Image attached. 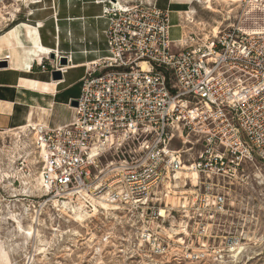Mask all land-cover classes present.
<instances>
[{
	"label": "built area",
	"instance_id": "1",
	"mask_svg": "<svg viewBox=\"0 0 264 264\" xmlns=\"http://www.w3.org/2000/svg\"><path fill=\"white\" fill-rule=\"evenodd\" d=\"M120 1L123 9L102 2L105 55L85 65L73 120L26 127L39 160L38 198L84 213L104 200L152 222L179 213L181 249L159 254L176 264L234 259L243 237L222 220L231 218V195L246 189L247 170L264 165V0L240 1L236 19L216 32L181 27L176 41L154 0ZM37 67L67 71L56 56ZM191 136L200 149L189 160ZM174 141L182 147L172 149ZM173 194L180 204H168ZM141 239L160 240L150 231Z\"/></svg>",
	"mask_w": 264,
	"mask_h": 264
},
{
	"label": "rangeland",
	"instance_id": "2",
	"mask_svg": "<svg viewBox=\"0 0 264 264\" xmlns=\"http://www.w3.org/2000/svg\"><path fill=\"white\" fill-rule=\"evenodd\" d=\"M38 1L0 0V36L6 32H11L13 29H18L21 24H25L31 29L32 38L26 32L21 31L14 45L4 47L6 50L22 49V58L26 59L29 66L36 61L40 62L42 59L50 60L49 55L53 54L51 51L56 52L54 54L56 57L57 54L59 57H73L74 53L68 52L70 48L64 47L62 41L60 42V49L56 46L55 49L50 50L43 46L40 37L41 23L36 27V24L27 22L28 20L43 22V33L54 28L55 40L58 45L59 32L64 38V30L70 26L67 22L69 14L71 18L78 17V11L87 6L85 14L89 18L81 23L86 27L89 37L94 32V34L99 35L100 41L102 40L101 33L107 27V21L101 15L102 7L94 6V2L97 0H41L40 10L37 12L41 15L34 18L32 16L35 15L33 8L37 5L32 7L30 2ZM103 1L100 0L101 3ZM239 1L241 0H216L211 4L212 10H207L206 4L192 2L188 7L194 11V15L189 22L184 21L182 15L178 16L176 12H171L170 39L172 41L179 39L181 27L193 31H209L220 24L225 25L233 22L236 19ZM97 15H99L98 17L102 16V18L94 17ZM68 21H72V19ZM76 22L79 21L72 23ZM90 43L88 41L89 45ZM40 46L44 48L39 49ZM94 46H97L94 50L81 53L88 57L84 58L77 55L75 61H94L99 53L102 56L104 45L100 43V45L94 44ZM1 54L0 49V57H2ZM14 133L18 132L0 133L1 184L6 185L2 190L5 193L2 194L4 202L0 204V244L7 253V261L0 258V264L3 262H7L6 264L177 263L174 259L159 254L156 248L159 247L163 251V248L169 247L170 253L181 249L174 242L177 237L175 232L179 229L177 225L181 219L179 213H175L173 217H167L162 221L159 219L154 222L146 216L139 217L137 220L140 224H138L136 218H131L126 207L109 203L112 208L105 209L99 206L96 212L86 211V220L81 224L69 216L67 213L69 210H62L55 203L43 205L44 199L38 198L41 192L37 195L35 192H31L33 191L32 187L36 184L35 179L39 175V160L34 148L32 134L27 129V136L19 139ZM188 139L194 144L188 154L190 160L196 155L200 147L194 143L195 137L191 136ZM180 147L182 145L178 141L173 142L172 149L176 150ZM186 147L189 148V145L187 144ZM110 161L111 157H107V160L102 159L100 168L105 171L106 165ZM247 174L246 189L231 195V205L229 206L231 218L228 221L222 220L232 228L233 237H243V250L234 259L221 260L216 264H264V165L256 164L255 168L247 170ZM26 186L30 191L24 195L23 188ZM168 204H170L169 201ZM26 210H29L28 214ZM14 216L23 229L27 230L32 227L37 231L39 237L29 238L18 234L15 229L16 223L12 221ZM35 217L38 219L37 222H34ZM240 217H242L241 223H239ZM146 231L157 235L160 240L156 244L154 242L149 244L142 242L141 237ZM188 241L190 243V240ZM239 246H243L242 243L236 248ZM249 258L252 259L249 261ZM191 263L198 264L193 260H184L181 264Z\"/></svg>",
	"mask_w": 264,
	"mask_h": 264
},
{
	"label": "crops",
	"instance_id": "3",
	"mask_svg": "<svg viewBox=\"0 0 264 264\" xmlns=\"http://www.w3.org/2000/svg\"><path fill=\"white\" fill-rule=\"evenodd\" d=\"M97 1L99 2L100 0ZM195 1L198 2V0H154V3L158 10L168 14L170 22L171 12H176L178 16H183L190 12L191 9L188 6ZM41 3V0L35 2L34 5L30 2L33 5L32 7L37 5L33 8L35 15L33 14L32 16L34 18H38L41 15L37 13L40 10L39 4ZM99 6L102 7L101 15H103V7L105 5ZM184 7L186 10H183ZM86 8L87 6L78 11V17L71 18L69 14L67 22L70 26L64 30V38L59 32L58 45L55 40L56 33L54 28L47 33H43V22L27 21L36 24V27L41 23L40 37L43 46L50 50L55 49L56 46L60 49V42L62 41L64 42V47L70 48L68 52L74 53L72 59L69 60L66 56H62L67 58L68 65L66 66L67 71L63 75L61 74V80H52L51 73L55 71H51L50 69L40 70L37 67V61L29 66L26 59L22 58V49H4L5 46L16 43L21 31L26 32L32 38L31 29L27 25L21 24L18 29H13L11 32H6L0 36V49L2 51L0 62H5L3 60L8 59L5 62L6 68H0V133L13 131L24 126L28 127L29 125L57 128L73 120L75 112L73 107L70 106V103L71 101L77 100L80 95L81 79L85 74L86 63L93 61H75L76 56L88 57L81 53L87 50H94L97 47L94 44L100 45L101 43L105 48L103 32L106 27L101 33L103 38L100 41L99 35L94 34V32L92 34L90 33L91 37H89L86 27L81 23L89 18L85 14ZM69 19H72V21H68ZM75 21L79 22L72 23ZM170 26L172 28L171 24ZM89 38L90 40H87ZM88 41L91 42L90 45ZM41 48L44 47L40 46L39 49ZM51 53L55 54L56 52L51 51ZM99 54L97 59L105 55L104 52L101 53L103 54L102 56ZM57 57L59 61L60 57L58 54Z\"/></svg>",
	"mask_w": 264,
	"mask_h": 264
},
{
	"label": "bare ground",
	"instance_id": "4",
	"mask_svg": "<svg viewBox=\"0 0 264 264\" xmlns=\"http://www.w3.org/2000/svg\"><path fill=\"white\" fill-rule=\"evenodd\" d=\"M213 1H216V0H198V2H200V3H203V4H206V7L205 8H207V10L208 9H210V10H212V8H211V4H212V2ZM241 1H243V0H241ZM240 2V1H239ZM114 5H116L117 7H119L120 9H123L124 7H125V2L124 3H122L120 0H115L114 2H112ZM31 4H35L34 2H31ZM94 4L95 5H102L103 3H101V2H98V1H96V2H94ZM17 12V11H16ZM15 12V13H16ZM194 15V11L191 9L190 10V12H188V13H186V14H184L183 15V17H184V21H188L189 22V20L191 19V16H193ZM98 18H102L101 16L100 17H98ZM12 19V18H11ZM227 20H229V19H227ZM226 20V21H227ZM213 30H214V32H216L217 31V28H215V27H213ZM56 56V55H55ZM67 58H69V59H72V57L71 56H69V57H67ZM71 61V60H70ZM95 61V60H94ZM6 62V61H5ZM70 63V62H69ZM86 65H88V63H86ZM13 131H17L18 133H14V135L16 136V137H18L19 139L21 138V137H26L27 136V128L24 126V127H21V128H19V129H16V130H13ZM187 174L193 179V181H192V183H195V181H194V179H195V174H193L192 172H187ZM1 175H2V173H1V171H0V184H1V181H2V178H1ZM7 179V178H6ZM9 179V178H8ZM4 183V182H3ZM35 185L32 187V189H33V191H31V192H35V195H37V193H39V192H41L42 191V184H41V180H40V177H39V175L37 176V178L35 179ZM2 185V184H1ZM25 185H27V184H25ZM2 187L4 188V187H6V185H2ZM23 193H24V195L26 194V193H28V191H30V189L29 188H27V186H26V188H23ZM184 199H183V203H186L187 202V198L186 197H183ZM167 201H169L170 202V204H172L173 206H175L176 204H180L181 202H180V199H179V197L177 198V197H175V194H173L172 196H170V197H168V200ZM174 204H173V203ZM176 202V203H175ZM98 205L101 207V208H105V209H109V208H112L110 205H109V207H108V204L107 203H105V201L104 200H101V201H99V203H98ZM27 211V214H28V211L29 210H26ZM65 213H66V211H64ZM67 213L69 214V216L71 217V218H73V220H75V221H77V222H79V223H84V221L86 220V217H87V214H85L84 213V211L81 209V208H79V207H74V206H72V207H69V212L67 211ZM26 214V215H27ZM161 214H162V212H161ZM31 217V216H30ZM32 219V218H31ZM12 221L14 222V223H16V226H15V229H16V232L18 233V234H20V235H25V236H27V237H29V238H32V237H34V238H36V237H39V235H38V233H37V231L36 230H34L32 227H29L27 230H25V229H23V227H22V225L20 224V222L18 221V219L14 216V217H12ZM38 221V219H37V217H35L34 218V222H37ZM1 243V242H0ZM0 258H1V260L2 259H4L5 261H7V253H6V251H5V249L1 246V244H0ZM252 258H249V261L251 260ZM7 262H3L2 264H6Z\"/></svg>",
	"mask_w": 264,
	"mask_h": 264
},
{
	"label": "water",
	"instance_id": "5",
	"mask_svg": "<svg viewBox=\"0 0 264 264\" xmlns=\"http://www.w3.org/2000/svg\"><path fill=\"white\" fill-rule=\"evenodd\" d=\"M111 2H114V0H111ZM50 59L54 60L55 59V55L54 54H50ZM59 66L60 67H66L68 65L67 62V58L66 57H60L59 58ZM0 68H6V63L5 62H0ZM51 79L56 81V80H61V73L59 71H55L51 73ZM71 107H76L77 106V101H71L70 103Z\"/></svg>",
	"mask_w": 264,
	"mask_h": 264
},
{
	"label": "trees",
	"instance_id": "6",
	"mask_svg": "<svg viewBox=\"0 0 264 264\" xmlns=\"http://www.w3.org/2000/svg\"><path fill=\"white\" fill-rule=\"evenodd\" d=\"M183 10H186V8L184 7V9Z\"/></svg>",
	"mask_w": 264,
	"mask_h": 264
}]
</instances>
